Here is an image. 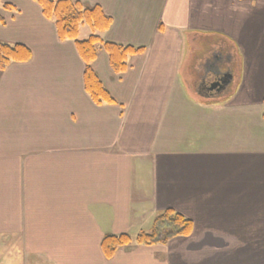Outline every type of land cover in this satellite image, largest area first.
<instances>
[{"label":"crops","instance_id":"obj_1","mask_svg":"<svg viewBox=\"0 0 264 264\" xmlns=\"http://www.w3.org/2000/svg\"><path fill=\"white\" fill-rule=\"evenodd\" d=\"M79 1L111 18L103 41L145 52L115 74L98 49L115 103L95 105L74 43L0 0V41L31 52L0 72V235L25 264H264V0ZM164 210L191 234L104 258Z\"/></svg>","mask_w":264,"mask_h":264},{"label":"trees","instance_id":"obj_2","mask_svg":"<svg viewBox=\"0 0 264 264\" xmlns=\"http://www.w3.org/2000/svg\"><path fill=\"white\" fill-rule=\"evenodd\" d=\"M32 1L40 8L43 17L54 23L59 42L72 41L74 43L84 64V90L89 98L98 106L114 104V99L92 69V63L97 58L98 49L101 48L105 52L109 65L115 74L125 73L128 68V59L141 55L145 49L103 41L96 33L108 30L112 21L100 7H85L79 0ZM3 7L4 9H11L8 4ZM0 23L4 24L1 17ZM82 25L89 26L93 34L88 39L80 41L78 35ZM30 59L31 52L26 46L21 44L8 45L0 41V72L6 70L12 63H26ZM262 117L264 119V109ZM191 231V221L172 210H164L155 216L149 232H141L135 237L128 234L105 236L101 240L100 249L104 258L110 260L117 250L131 244L139 246L165 244L176 237H188Z\"/></svg>","mask_w":264,"mask_h":264},{"label":"rangeland","instance_id":"obj_3","mask_svg":"<svg viewBox=\"0 0 264 264\" xmlns=\"http://www.w3.org/2000/svg\"><path fill=\"white\" fill-rule=\"evenodd\" d=\"M85 6H90L87 1L84 2ZM93 34L92 30L87 25L80 26L78 40L83 41L89 38ZM100 35L99 33H96ZM216 37L210 36L209 40H214ZM13 45L12 43H7ZM0 235V264H25L24 259L29 256L30 261L37 260L33 254H29L23 250H20V241L18 237ZM35 247V245H32ZM39 247H42L40 245ZM33 263V262H32Z\"/></svg>","mask_w":264,"mask_h":264},{"label":"water","instance_id":"obj_4","mask_svg":"<svg viewBox=\"0 0 264 264\" xmlns=\"http://www.w3.org/2000/svg\"><path fill=\"white\" fill-rule=\"evenodd\" d=\"M227 78L229 79V77H226V79L223 78L224 81L227 80ZM221 84H223V80L221 81L219 80L217 81V83L212 84L210 89L212 90V89L220 88Z\"/></svg>","mask_w":264,"mask_h":264},{"label":"flooded vegetation","instance_id":"obj_5","mask_svg":"<svg viewBox=\"0 0 264 264\" xmlns=\"http://www.w3.org/2000/svg\"><path fill=\"white\" fill-rule=\"evenodd\" d=\"M225 83H226V80L225 81L223 80V84H221L219 90L223 88V86L225 85Z\"/></svg>","mask_w":264,"mask_h":264}]
</instances>
